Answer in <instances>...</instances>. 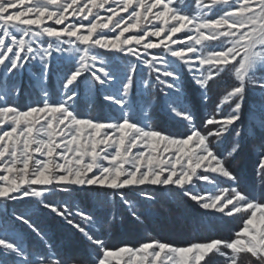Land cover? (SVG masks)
Masks as SVG:
<instances>
[{
	"label": "snow or ice",
	"instance_id": "1",
	"mask_svg": "<svg viewBox=\"0 0 264 264\" xmlns=\"http://www.w3.org/2000/svg\"><path fill=\"white\" fill-rule=\"evenodd\" d=\"M0 264H264V0H0Z\"/></svg>",
	"mask_w": 264,
	"mask_h": 264
},
{
	"label": "trees",
	"instance_id": "2",
	"mask_svg": "<svg viewBox=\"0 0 264 264\" xmlns=\"http://www.w3.org/2000/svg\"><path fill=\"white\" fill-rule=\"evenodd\" d=\"M85 107H87L88 113L91 111V114H98V109L96 111H92L86 104L82 103L81 108L84 109ZM203 111L204 110L202 108V114ZM155 123L158 127L164 128L169 131H174L178 127L176 121L168 116L155 118ZM254 158L255 157L253 155L252 159ZM235 166L243 167L247 173L252 172L251 163L248 158H241L237 160ZM257 186H259L258 181ZM62 198L68 199L70 204H80L81 207H87L88 210L94 211L98 216H104L106 214L110 215L112 212H116V227H114L111 233H109L105 237L110 241V243L118 244L124 240L132 241L136 239L140 233H143L145 231V228L143 226L137 229L130 223L131 217L127 214L126 209H124L123 206L119 203L118 197L114 202H111L105 208H98L91 198L81 203L79 198H70L62 193L50 197V199L55 200H60ZM160 211L162 210L159 208V206H157V214L148 217V230L151 231L154 229V231H152V235L163 234L166 238L171 239L177 243H183L185 240L190 239L196 235H199L202 238H207L210 236L227 237L231 234V231L233 230V225L230 223H213L210 226L201 224L197 227L194 232L190 234H177L175 232H172L170 229L164 227L166 222L164 217L159 215ZM39 222L43 227H45L49 231V234L52 235L54 239L60 238L62 232V221H60L59 217L53 219L52 216L43 213L39 215Z\"/></svg>",
	"mask_w": 264,
	"mask_h": 264
},
{
	"label": "rangeland",
	"instance_id": "3",
	"mask_svg": "<svg viewBox=\"0 0 264 264\" xmlns=\"http://www.w3.org/2000/svg\"><path fill=\"white\" fill-rule=\"evenodd\" d=\"M127 35V34H126ZM81 112H82V114H85V115H87L88 114V109H87V107H85L84 109H82L81 108ZM104 113L105 114H108L109 113V109L107 108V106H105V108H104ZM92 115H94V114H92ZM165 116H168L166 113H164V112H160L159 110H158V114H157V116H156V118H159V117H165ZM169 117V116H168Z\"/></svg>",
	"mask_w": 264,
	"mask_h": 264
}]
</instances>
